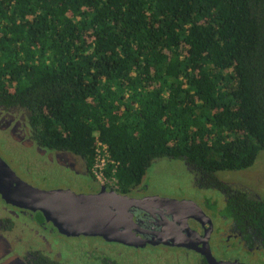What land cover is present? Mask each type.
I'll return each mask as SVG.
<instances>
[{"label": "trees", "instance_id": "16d2710c", "mask_svg": "<svg viewBox=\"0 0 264 264\" xmlns=\"http://www.w3.org/2000/svg\"><path fill=\"white\" fill-rule=\"evenodd\" d=\"M0 106L124 192L161 159L220 186L264 151V0H0ZM227 213L264 239V201Z\"/></svg>", "mask_w": 264, "mask_h": 264}, {"label": "flooded vegetation", "instance_id": "af4514ba", "mask_svg": "<svg viewBox=\"0 0 264 264\" xmlns=\"http://www.w3.org/2000/svg\"><path fill=\"white\" fill-rule=\"evenodd\" d=\"M35 123L37 121L32 120L31 112L21 106H0V149L9 154L15 153L29 168H37L40 172L56 171L75 180L92 181L98 186L89 193L76 194H97L103 187L106 191L131 199L153 196L148 194L147 175L142 183L126 192L119 189L112 178L100 182L94 168H89L81 156L46 147L38 133L40 128ZM0 158L8 165L1 154ZM187 170L195 191L214 192L219 199H216L218 202L209 198L180 200L194 203L199 211L193 206L178 211L180 223L174 221L173 213L164 215L170 223L164 243L157 238L161 229L162 220H157L160 216L156 218L133 210L141 231L124 239L130 245L123 243L121 238H72L59 234L50 223L45 222L41 213L10 206L0 196V264H211V261L249 264L245 257L250 259L251 264H264V239L260 233L246 221L239 218L235 221L227 213L228 203L237 195L244 194L249 199L264 201V185H259L260 179H255L249 186L247 183L252 180L244 178V171L248 170L245 169L236 172H244L237 176V180L227 181L224 175L235 172L230 171L216 174L221 181L220 186H209L198 183L190 168L187 167ZM26 172L29 174V170ZM153 211L164 212L158 208ZM185 214L197 217H189L183 225ZM65 241L76 243L70 249Z\"/></svg>", "mask_w": 264, "mask_h": 264}, {"label": "water", "instance_id": "95a60500", "mask_svg": "<svg viewBox=\"0 0 264 264\" xmlns=\"http://www.w3.org/2000/svg\"><path fill=\"white\" fill-rule=\"evenodd\" d=\"M0 196L10 206L30 212H39L59 234L66 237H100L105 240L124 239L139 233L140 226L133 216V210L142 211L150 216H160L161 229L158 240L166 242L164 236L170 223L164 215L173 213L174 221L180 223L177 212L196 205L189 201H177L158 196L131 199L105 188L97 194H76L71 190H41L22 181L0 158ZM160 209L163 213L153 210ZM199 211V209H196ZM189 214L183 217V225ZM184 229V227L182 228ZM172 239V238H171ZM211 264H220L211 261Z\"/></svg>", "mask_w": 264, "mask_h": 264}, {"label": "rangeland", "instance_id": "374dc122", "mask_svg": "<svg viewBox=\"0 0 264 264\" xmlns=\"http://www.w3.org/2000/svg\"><path fill=\"white\" fill-rule=\"evenodd\" d=\"M0 154L2 158L8 163L10 169L24 182L29 185L41 189V190H57V189H67L74 193H89L90 190L98 189V186L92 181L75 180L74 178L60 174L56 171L40 172L37 168H29L26 164L21 163V160L15 153L9 154L8 152L0 149ZM26 170H29L27 174ZM147 190L148 194H153V196H158L162 198H167L171 200H186L190 199H203L209 198L218 202L219 199L215 196V193L211 194L207 192H197L192 188L193 179L187 170L186 165L183 161L161 159L158 160L156 164L150 166L147 171ZM234 174L224 175L227 181L237 180V176L240 174H245L249 177L247 178L244 174V178L250 179L247 184L252 186L254 180L260 179L259 185H264V151L258 153L254 164L244 172ZM263 179V180H261ZM264 188V187H262ZM264 191V189H263ZM262 193V191L260 190ZM220 204V202H219ZM76 242L65 241L70 249L72 244ZM84 243V241H82ZM118 250V249H116ZM65 256V255H64ZM67 259V257H66ZM249 264H251L250 259L245 257Z\"/></svg>", "mask_w": 264, "mask_h": 264}, {"label": "built area", "instance_id": "2783aa9c", "mask_svg": "<svg viewBox=\"0 0 264 264\" xmlns=\"http://www.w3.org/2000/svg\"><path fill=\"white\" fill-rule=\"evenodd\" d=\"M95 164L93 166L94 173L97 176V179L101 182L104 181L103 177L104 168L106 165V156H107V147L103 144L97 143L95 148Z\"/></svg>", "mask_w": 264, "mask_h": 264}]
</instances>
